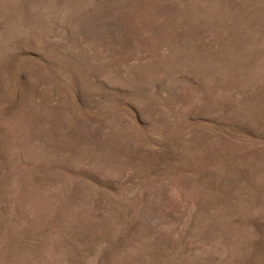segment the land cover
<instances>
[{"label": "rangeland", "instance_id": "rangeland-1", "mask_svg": "<svg viewBox=\"0 0 264 264\" xmlns=\"http://www.w3.org/2000/svg\"><path fill=\"white\" fill-rule=\"evenodd\" d=\"M0 264H264V0H0Z\"/></svg>", "mask_w": 264, "mask_h": 264}]
</instances>
